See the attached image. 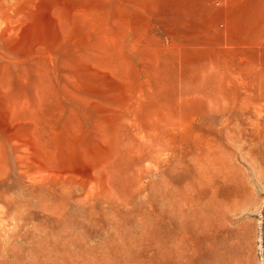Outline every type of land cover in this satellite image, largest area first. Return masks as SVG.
Here are the masks:
<instances>
[{"label": "rangeland", "instance_id": "1", "mask_svg": "<svg viewBox=\"0 0 264 264\" xmlns=\"http://www.w3.org/2000/svg\"><path fill=\"white\" fill-rule=\"evenodd\" d=\"M0 264H264V0H0Z\"/></svg>", "mask_w": 264, "mask_h": 264}]
</instances>
